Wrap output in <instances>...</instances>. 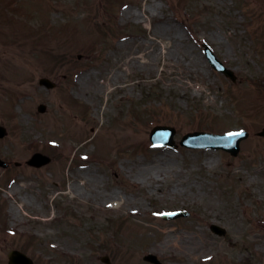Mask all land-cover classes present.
Returning <instances> with one entry per match:
<instances>
[{"label":"rangeland","instance_id":"rangeland-1","mask_svg":"<svg viewBox=\"0 0 264 264\" xmlns=\"http://www.w3.org/2000/svg\"><path fill=\"white\" fill-rule=\"evenodd\" d=\"M263 89L264 0H0V264H264ZM157 124L250 137L236 158L155 149ZM34 152L52 163L25 166Z\"/></svg>","mask_w":264,"mask_h":264},{"label":"water","instance_id":"water-1","mask_svg":"<svg viewBox=\"0 0 264 264\" xmlns=\"http://www.w3.org/2000/svg\"><path fill=\"white\" fill-rule=\"evenodd\" d=\"M208 56L209 58L211 56L209 52H208ZM211 59L214 60L212 57ZM214 64H216L215 61H214ZM41 84H44L45 87L52 86V84L46 80L41 81ZM40 111H44V110L41 109ZM4 134H5L4 130L0 128V137H2ZM150 135H151L152 142L156 145L161 144V143L174 145L172 141V135H173L172 130H167L166 128L158 127V128L153 129ZM235 136L237 135L234 134L228 137L226 136L218 137V136H211V134L210 135L199 134V135L188 136L184 138V141L182 142V144H184L187 147H214V148H225L226 149L231 145V143L234 140L237 141L243 137L241 136L239 138H233ZM225 138L230 139L227 141L226 146H225V141H226ZM234 154H236V152H234ZM48 162H49V158L42 156L40 154H36L30 159V161H28V164L31 166H35V167H40L42 165L47 164ZM0 166H4V164L1 163V161H0ZM212 229L220 234L222 233V231L218 230V228L216 227H213ZM9 264H30V263L26 259V257L20 254L19 252H11L9 255Z\"/></svg>","mask_w":264,"mask_h":264},{"label":"bare ground","instance_id":"bare-ground-1","mask_svg":"<svg viewBox=\"0 0 264 264\" xmlns=\"http://www.w3.org/2000/svg\"><path fill=\"white\" fill-rule=\"evenodd\" d=\"M116 199V198H115ZM114 201V200H113ZM112 202V201H111ZM120 205V203L119 202H113V203H111V206H114V207H117V206H119Z\"/></svg>","mask_w":264,"mask_h":264},{"label":"snow or ice","instance_id":"snow-or-ice-1","mask_svg":"<svg viewBox=\"0 0 264 264\" xmlns=\"http://www.w3.org/2000/svg\"><path fill=\"white\" fill-rule=\"evenodd\" d=\"M241 133H235V135H240ZM230 135H233V134H230Z\"/></svg>","mask_w":264,"mask_h":264}]
</instances>
